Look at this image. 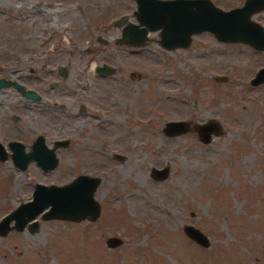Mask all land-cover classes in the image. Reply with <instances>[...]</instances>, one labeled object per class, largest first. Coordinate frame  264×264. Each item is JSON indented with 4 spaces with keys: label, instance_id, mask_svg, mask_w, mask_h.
<instances>
[{
    "label": "rangeland",
    "instance_id": "1",
    "mask_svg": "<svg viewBox=\"0 0 264 264\" xmlns=\"http://www.w3.org/2000/svg\"><path fill=\"white\" fill-rule=\"evenodd\" d=\"M134 9V0H0V78L39 95L0 87V143L8 153L7 141L26 150L37 133L47 146L68 140L46 172L0 160V217L30 198L34 182L78 174L99 177L100 208L93 220L37 214L35 230H8L0 264H264V81L249 83L264 50L207 31L169 49L158 30L140 48L116 42ZM103 61L112 73L97 77ZM169 120L187 129L165 135ZM204 122L217 128L205 143L194 129ZM163 165L166 176L153 179L149 168ZM186 224L207 246L183 232Z\"/></svg>",
    "mask_w": 264,
    "mask_h": 264
},
{
    "label": "water",
    "instance_id": "2",
    "mask_svg": "<svg viewBox=\"0 0 264 264\" xmlns=\"http://www.w3.org/2000/svg\"><path fill=\"white\" fill-rule=\"evenodd\" d=\"M135 9L132 11L135 22L126 21L121 26V40L132 45H141L147 31L158 30V44L169 49L174 46H186L190 35L207 31L219 41H240L256 50H264V29L249 15L264 8V0H245L242 5L222 9L211 0H134ZM125 14L119 16L115 24L125 19ZM112 68L106 63L94 66V71L100 75L110 73ZM58 73L63 75L62 67ZM264 81V64L257 68L249 79L251 85ZM54 85V82L49 84ZM11 86L23 97L37 100L39 95L24 86L9 79L0 78V87ZM187 124L183 120H169L164 123L162 132L165 135H176L184 132ZM198 139L202 142L209 140L210 132L217 133L214 122H204L194 125ZM66 138L55 139L51 146L44 142L42 134L37 133L28 149L18 140L7 141L6 147L0 143V160L9 157L12 164L19 170H24L29 162H34L42 172L51 170L57 162L55 149L67 144ZM114 158L120 154L114 153ZM168 168L150 167V176L159 180L166 176ZM99 181L98 176L78 174L62 184H44L34 182L30 198L20 202L15 208L0 217V235L8 230H35L37 221L34 217L39 214L41 219H65L77 221L83 218L93 220L99 214V203L93 192ZM12 221V222H11ZM11 222V223H10ZM183 232L201 246H207L206 237L191 224L183 226ZM109 245L117 244L116 237L107 240Z\"/></svg>",
    "mask_w": 264,
    "mask_h": 264
},
{
    "label": "flooded vegetation",
    "instance_id": "3",
    "mask_svg": "<svg viewBox=\"0 0 264 264\" xmlns=\"http://www.w3.org/2000/svg\"><path fill=\"white\" fill-rule=\"evenodd\" d=\"M244 1L245 0H241V2H240V4L239 5H242L243 3H244ZM122 15V14H121ZM120 16V15H119ZM119 16H118V18H119ZM126 16V15H125ZM118 18H116V19H114V21H113V24L114 25H117V24H115V22H116V20L118 19ZM249 18L251 19V20H253V21H255V22H257L263 29H264V8H260V9H258V10H255V11H253L250 15H249ZM125 19H126V17H125ZM127 20H125L124 21V23L126 22ZM121 32V31H120ZM148 32V31H147ZM147 32H146V34H147ZM146 34H145V37H146ZM116 42L117 41H119V42H121V43H123L124 45H131L132 47L134 46V47H137V48H140L141 46H142V44L144 43V41H142V44L141 45H138V46H136V45H132V44H127V43H124L122 40H117V38H115L114 39ZM144 40H145V38H144ZM101 63H106L107 65H109L111 68H112V70H113V66L112 65H110L109 63H107V62H100V63H98V64H101ZM98 64H94V66L95 65H98ZM94 66H93V71H94ZM112 70H111V72L110 73H108V74H106V75H100V74H97L95 71H94V75L95 76H97V77H107V76H109L111 73H112ZM57 71H58V69H57ZM51 83V82H50ZM49 83V84H50ZM25 88V87H24ZM14 89V88H13ZM26 89H28V88H26ZM18 92V91H17ZM19 93V92H18ZM19 95L21 96V97H23L20 93H19ZM23 98H25V97H23ZM25 99H28V98H25ZM29 100H31V99H29ZM38 100V99H37ZM34 101H36V100H34ZM80 108H82V106H80Z\"/></svg>",
    "mask_w": 264,
    "mask_h": 264
}]
</instances>
